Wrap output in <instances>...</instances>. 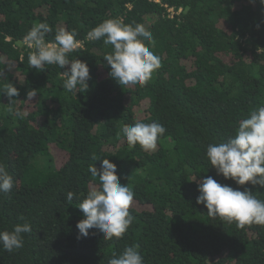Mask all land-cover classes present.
Returning <instances> with one entry per match:
<instances>
[{"label":"trees","instance_id":"obj_1","mask_svg":"<svg viewBox=\"0 0 264 264\" xmlns=\"http://www.w3.org/2000/svg\"><path fill=\"white\" fill-rule=\"evenodd\" d=\"M109 18L153 34L154 46L145 43L161 67L145 85L111 78L104 56L112 46L89 39ZM40 22L52 28L47 42L60 28L77 33L68 59L87 63V89L66 91L57 65L31 68L34 48L24 37ZM0 73V163L14 180L0 194V231L24 223L20 217L32 228L21 249L0 245V264H107L133 244L144 264H264V225L238 228L196 202L197 182L207 176L264 200V188L226 180L206 157L208 143L226 141L264 105L260 0H0ZM8 83L19 90L11 104ZM31 90L37 94L28 101ZM136 121L165 127L154 151L123 137L122 124ZM104 158L135 193L134 220L122 238L89 229L78 239L79 203L100 184L88 169Z\"/></svg>","mask_w":264,"mask_h":264},{"label":"clouds","instance_id":"obj_2","mask_svg":"<svg viewBox=\"0 0 264 264\" xmlns=\"http://www.w3.org/2000/svg\"><path fill=\"white\" fill-rule=\"evenodd\" d=\"M264 5V0H260ZM259 27V25H258ZM52 32L47 22L35 23L24 37L29 48H34L28 56L31 68L44 71L45 65H57L64 69L63 88L73 92L80 86L88 88L90 79L86 62L80 59L69 60L68 53L78 47L75 39L77 33L60 28L56 31L54 41L47 42L46 35ZM91 40L103 39L105 45H111L112 51L104 56L110 66L109 76L120 85L141 86L148 83L156 70L161 67V58L145 42L154 46L151 31L142 24H125L119 18H109L95 26L88 33ZM261 48H258V51ZM3 74L0 73V76ZM3 92L12 103V98L19 95V90L12 83L4 86ZM36 90L27 93L31 101ZM11 110V109H9ZM166 129L158 122L122 124L121 133L131 147L137 144L145 152L154 151L157 142ZM234 135L226 141L210 142L206 148V157L216 169L217 175L230 179L238 186L251 184L264 188V105L253 109L247 118L238 122ZM88 171L93 178L98 177L99 188L93 186L78 208L83 218L76 227L78 239L89 236V229H98L103 239L122 238L134 217L130 207L135 193L128 184H122L116 174V165L108 158L102 160L98 169L90 165ZM199 196L196 202L207 208V215L221 218L227 223H236L238 228L246 225H264V200H261L249 188L243 191L228 184H221L211 176L198 181ZM14 180L6 166L0 163V194L12 190ZM75 193H67V201H73ZM24 223H17L12 230L0 231V245L8 252L23 247L25 233L32 231L31 224L20 217ZM107 264H144L138 244L125 247L119 255L113 253Z\"/></svg>","mask_w":264,"mask_h":264},{"label":"rangeland","instance_id":"obj_3","mask_svg":"<svg viewBox=\"0 0 264 264\" xmlns=\"http://www.w3.org/2000/svg\"><path fill=\"white\" fill-rule=\"evenodd\" d=\"M11 70L14 71L12 67H11Z\"/></svg>","mask_w":264,"mask_h":264}]
</instances>
